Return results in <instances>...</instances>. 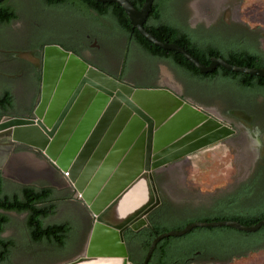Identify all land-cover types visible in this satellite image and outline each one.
Listing matches in <instances>:
<instances>
[{
  "label": "water",
  "instance_id": "water-1",
  "mask_svg": "<svg viewBox=\"0 0 264 264\" xmlns=\"http://www.w3.org/2000/svg\"><path fill=\"white\" fill-rule=\"evenodd\" d=\"M94 1L117 4L132 29L145 40L162 50L180 54L200 73H210L219 66L229 72L264 79L263 69L234 66L221 58H213L205 66L183 47L159 41L144 28L154 0H144L140 9L130 0ZM165 101L169 107L159 110L158 106ZM186 111L195 118L191 124L186 123L189 116ZM235 115L249 120L243 112ZM206 123L223 133L185 150L173 147ZM231 133L229 127L168 90L132 88L58 45L43 48L40 96L32 118L7 117L0 121L2 144H21L37 150L47 162L67 174L93 219L83 252L64 264L94 259H122V264H131L127 263L123 232L144 227L147 224L144 218L158 203L151 171ZM192 142L190 139L187 144ZM262 148L264 155V137ZM162 157V162H155ZM84 174L88 177L81 185L79 180ZM140 178L144 180L145 202L125 213L120 202L122 196ZM262 226L264 219L251 226L235 221L191 222L181 230L157 235L150 242L142 264L149 263L160 241L182 237L196 228L227 227L254 233Z\"/></svg>",
  "mask_w": 264,
  "mask_h": 264
},
{
  "label": "flooded vegetation",
  "instance_id": "flooded-vegetation-1",
  "mask_svg": "<svg viewBox=\"0 0 264 264\" xmlns=\"http://www.w3.org/2000/svg\"><path fill=\"white\" fill-rule=\"evenodd\" d=\"M4 3L17 13L18 20L8 28L0 26V39L8 42L7 46H0V96L7 91L12 95V107L9 108L7 115L3 116L1 120L7 117H20L19 114L15 113L18 109L30 112L29 115L21 118H32L33 111L38 104L40 96V85L35 87L34 83L39 75L41 77V61L43 48L45 46L58 45L66 51L74 53L89 65H91V63H88L87 57H85L87 54L89 56H98L103 61L100 63H104V60H111V62H114L108 53V48L112 46L110 44L114 43L113 36L109 34V30L106 31L103 26L100 7L93 5L88 2V0H4L0 4ZM174 3V0L167 1L166 5L162 7L160 20H155L156 23H151V25L167 23L178 32L187 30V35L192 39L193 45L196 46L198 50H203L202 55L208 57L209 63L213 58H221L226 61V59H230L234 53H256L261 55V58L264 59V50L261 48V41L264 38V33L261 32L263 29L261 26L254 30L251 29L249 25L242 23L240 19L230 22L227 19V14L220 21L215 19L210 22L190 21L184 23L182 21L183 12L179 16V12L177 13L173 9L172 5ZM45 16H48L49 21L54 24L52 25L53 29L40 27L43 23L42 17ZM15 24H19L20 28H22L20 34L14 35L15 31L12 30V26ZM40 28L43 30L41 31ZM104 30L106 32H104ZM24 31L27 34L25 36L23 35ZM45 33H48L51 38H45ZM104 35L106 36L104 37ZM40 42L43 44H40ZM125 46L131 49V53L132 51L133 53L137 52L136 50L139 52L142 51L140 46L133 41L127 44L126 39H124L120 50ZM116 55L119 58L117 53ZM133 55L134 54H131V58L122 78H120L119 75L121 74V68L124 63L120 59H118L119 62H114L119 68L118 76L107 71L104 64H98L94 67L114 80L132 88L165 89L183 100V102H188L184 96H179L177 93L171 91L168 87L163 85L161 81L153 83L155 79L159 78L157 74V64L165 63L164 61L147 51V53H144L146 57L145 62L138 64L136 57ZM165 64L168 65L167 63ZM171 67L176 70V72H181V74L186 77L184 78L185 82L183 81V88L187 93L203 97H212V95H215L212 94V91H209L210 87H205L206 85L204 82L200 84L196 79L191 80L184 72L179 71V69L173 66ZM135 69L142 74L141 77L143 82L132 84L124 81V77H126L127 74L129 75L135 72ZM216 95L221 97L224 102L226 115L229 120L228 124L233 128V137L235 136L242 142L247 138L249 141L253 139L256 141L259 140L260 147L258 148L256 146V149L252 148L258 152L257 165L251 170L248 179L240 183L230 196L212 199L204 203L198 202L193 205L195 206L193 209H188V204L185 205L183 202L179 204L178 208V205L173 204L172 200L168 197V190L166 189L170 182L168 174H172L171 171L173 170H179L180 161H187L186 159L189 158V155L154 169L151 171V176L158 203L146 215V227H149L150 223L165 224L167 222L169 223L165 225L176 226L187 220L196 222L203 219L232 218L240 221L247 220L257 213H264V197L259 198L260 195L264 193V155L262 148L264 130L262 134H258V132L257 134L255 133V130L257 131L255 126H257L256 124H258L259 120L263 121L260 123L264 125V98L261 95L243 97L231 91L222 95ZM188 103L193 105V103ZM235 112H243L249 117V120L235 115ZM16 145L21 147L24 146L21 144ZM27 149L30 148L27 147ZM32 151L34 150L32 149ZM248 184H251L252 194L257 195V199H250L246 196L234 199L230 198L233 195H237L240 190L243 189V186ZM56 216L57 214L46 219L45 223L50 225L56 222L53 221ZM17 217L21 219L18 227L19 230L15 231L10 229L12 228L10 226L0 235L3 239H13L15 243L11 249V257L8 260L9 264H24L23 262L15 260V254L21 242L26 244L28 250L31 249V251L41 256H50L49 258L51 260L42 264H47L50 261L58 259L59 260L54 264H64L72 261L75 258L73 256L83 252L85 243H81V241L84 238V232L82 233V237L75 236L76 221L74 225L71 224L72 232L71 235L68 236L64 248L57 249L48 246L44 242L38 245L34 244L31 239V231L27 226L29 217L25 214L17 215ZM75 218L77 219V217ZM129 229L123 232L126 248L125 233ZM8 230H12L11 234L13 235L6 236ZM80 230L82 232L83 228ZM259 238L260 239L254 241V243L251 242L245 247L237 243H219L207 247L205 251L197 250L194 256L187 259L185 263L232 264L239 256H244L255 250H258V252L264 250V232L260 233ZM179 248V245H171L164 251L167 255L164 258L165 264H179ZM132 249V252L136 254V247L134 248L133 246ZM149 261H151L150 264H159V257L155 255L153 259L151 258Z\"/></svg>",
  "mask_w": 264,
  "mask_h": 264
},
{
  "label": "rangeland",
  "instance_id": "rangeland-1",
  "mask_svg": "<svg viewBox=\"0 0 264 264\" xmlns=\"http://www.w3.org/2000/svg\"><path fill=\"white\" fill-rule=\"evenodd\" d=\"M174 2L172 5L173 9L175 12H179V16L183 12L182 21L184 23L190 21L210 22L215 19L220 21L227 14L228 21L233 22L240 19L242 23L249 25L251 29L256 30L261 26L263 28L261 32L264 33V0H174ZM42 19L41 28H52L54 24L49 21L48 16L42 17ZM103 26L107 31L106 27H109V23L103 21ZM12 27V30L15 31L14 35L21 33L22 28H20L19 24H15ZM41 28L40 30L42 31L43 29ZM105 30L104 32H106ZM23 35H27L25 31ZM44 36L48 39L51 38L48 33H45ZM113 39L114 43L110 44L112 46L108 48V53L114 62H119L116 53L120 54L119 51L125 38L117 36L116 38L113 37ZM7 44L8 42L0 39V46H7ZM261 48L264 50V38L261 41ZM136 51L138 52L136 55L137 63H144L146 59L145 55L138 50ZM85 57H87V62L91 63V65L104 64L107 71L116 76L119 75L117 64L111 62V60H104V63H100L103 61L96 55L89 56L87 54ZM157 74L159 78L155 79L153 83L161 81L171 91L177 93L179 96H184L188 102L193 103L192 106L200 111H205L209 116L217 119L221 124L233 131L232 126L228 124V116L226 115L224 102L221 97L216 94L212 95V97H203L187 93L183 88L184 78L186 77L165 63L157 64ZM127 75L124 77V81L126 82L132 84L143 82L142 74L137 72L136 69L135 72ZM217 84L213 83L208 87H215ZM205 87L207 88V86ZM15 113L19 114L20 117H24L29 115L30 112L18 109ZM260 122L263 121L259 120L258 124H256L257 126H255L257 128V131L255 130L256 134L257 132L258 134H262L264 130V125ZM3 140L4 138L0 139V171L7 182L6 186L11 184L32 185L35 187L49 186L54 188L61 197L68 194L70 196L69 200L72 201H69L71 204L68 203L67 206H65L66 204L60 205L58 214L53 221L64 222L67 220L72 225L76 221L75 236L82 237V233L84 232V238L81 243L86 244L93 219L85 205L82 204L81 198L78 197L67 176L47 162L45 158L36 155L32 149L22 148L10 143L3 145ZM240 141L235 136L233 137V133H231L224 139L188 154L189 158L186 159L187 161H180L179 170H173L171 171L172 174H168L170 182L166 189L168 190V197L172 200L173 204L178 205L177 207L179 208V204L183 202L185 205L188 204V209H193L195 208L193 205L198 202L204 203L212 199L230 196L240 183L245 182L253 167L257 165L258 152L254 149H256V146L259 148L260 144L259 140L256 141L255 139L249 141L247 138L243 142ZM255 197L257 196L250 197V199H255ZM9 216L12 220V228L10 229L19 230L18 227L21 219L15 214H10ZM86 219L88 227L85 228ZM144 220L146 219L144 218ZM82 228L81 232L80 229ZM11 233L12 230H8L6 236L13 235ZM178 243L179 239L174 240L172 245ZM132 254L133 258H135L136 255L133 252ZM80 255L78 254L73 257L77 258ZM49 257L47 255L41 256L31 251V249L28 250L24 242L20 243L15 254V260L24 264H42L51 260ZM58 260L50 261L47 264H54ZM127 263H130L128 259ZM232 264H264V250L259 252L255 250L244 256H239Z\"/></svg>",
  "mask_w": 264,
  "mask_h": 264
},
{
  "label": "trees",
  "instance_id": "trees-1",
  "mask_svg": "<svg viewBox=\"0 0 264 264\" xmlns=\"http://www.w3.org/2000/svg\"><path fill=\"white\" fill-rule=\"evenodd\" d=\"M136 9H140L144 0H130ZM169 0H154L151 12L149 13L144 28L151 35L157 38L161 42H169L177 44L183 47L200 63L207 66L209 59L207 56L202 55L201 49H197L193 45L192 39L187 35V30L177 31L174 27L167 23H159L160 25H151L156 23L155 20H160L162 7L166 5ZM93 5H97L101 9V18L103 21L109 23V33L113 37L122 36L126 39L127 44L130 41L134 42L141 48V53L151 52L160 58V60L167 63L169 66H173L179 71L185 73L191 80H198L200 84H204L208 87L213 83H218L215 87H210L209 91L212 94H224L231 91L239 96L251 97L261 95L264 98V79L248 76L240 73H233L217 67L211 73H200L193 65L185 60L180 54L174 51L162 50L155 47L147 40H145L136 29H132L128 17L124 11L115 3L105 4L98 3L93 0H88ZM18 20L17 13L10 7L4 4H0V26L9 27L11 24ZM40 44H43L40 42ZM201 51V52H200ZM138 52L131 53V49L128 46L122 47L119 54V59L124 63L121 68L120 78L124 76L126 66L129 63L131 54L136 57ZM228 64L247 67L258 68L264 70V59L261 55L256 53H234L230 59H226ZM41 77L36 79L34 83L35 87L40 85ZM239 82V83H238ZM238 83V84H237ZM229 87V88H227ZM233 90V91H232ZM208 91V92H209ZM243 91V92H241ZM224 92V93H223ZM236 95V96H237ZM12 107V95L10 92H5L0 96V120L3 116L7 115L9 108ZM34 107V106H33ZM26 148L27 146H22ZM36 155L44 158L43 155L37 150H34ZM7 182L3 178L0 171V235L6 228L10 227L12 220L10 214L15 215H27V226L31 231V239L34 244H42L43 242L48 246H52L57 249H62L66 245L68 236L71 235L72 225L69 221L54 222L50 225L45 223V220L53 215L58 214L60 205H65L70 202L69 195L59 196L54 188L49 186L35 187L32 185H16L11 184L6 186ZM241 196L254 197L252 194L251 184L244 185L243 189L237 195L230 197L231 199ZM257 196V195H256ZM264 197L260 195L259 198ZM256 199L258 198L255 197ZM71 204V203H70ZM264 219V213H257L253 217L247 220H237L232 218L226 219H203L198 220L201 222H214V221H235L244 226H251L258 221ZM192 221L187 220L176 226H168L164 223H150L149 227L144 226L138 231L129 229L125 233V240L127 244L128 261L131 264H142L143 257L149 247L150 242L162 233L181 230ZM194 222V221H193ZM264 232V226H262L257 232L246 233L234 230L227 227L219 228H196L179 238H167L160 241L152 255V259L155 255L159 257V264H165V256L167 248L173 244L174 240L179 239V264H186L185 261L194 256L195 251H205L207 247L214 246L216 244L237 243L242 247L257 241L260 233ZM15 245L13 239H3L0 236V264H9L8 260L11 257V249ZM136 247V257L133 258L132 248ZM254 252V251H253ZM150 258V259H151ZM149 261L148 264H150Z\"/></svg>",
  "mask_w": 264,
  "mask_h": 264
},
{
  "label": "bare ground",
  "instance_id": "bare-ground-1",
  "mask_svg": "<svg viewBox=\"0 0 264 264\" xmlns=\"http://www.w3.org/2000/svg\"><path fill=\"white\" fill-rule=\"evenodd\" d=\"M168 104L165 102L160 103V105L158 106L159 110L160 109H167ZM169 107V106H168ZM154 112H157V109L154 108L153 109ZM153 112V113H154ZM187 115L191 116V117H187L186 119V123L187 124H191L194 122L195 118L192 117V115L190 113H188L187 111L184 112ZM215 128L213 127L212 124L210 123H206L201 125V127L199 129H197L196 131H194L193 133L189 134L188 136L178 140V142L174 143L173 147L174 148H184L183 150L187 149L190 145H195L198 144L200 142H204L216 135L222 134L223 131L221 130H214ZM212 130V133H210ZM194 138V140H193ZM192 139V143L187 144V141ZM172 147V148H173ZM177 149V150H178ZM166 159V158H165ZM164 160V157L162 158H157L155 160L156 163L158 162H162ZM88 175L84 174L80 181V184L83 185L86 182ZM144 187V180L143 178L139 179L130 189H128V191L122 196L123 198L121 199V205H123V210L125 211V213H127L129 210L137 208L138 206H140L141 204H143L145 202V194L144 192H142V188ZM78 197H80V195H78ZM120 205V206H121ZM76 264H122V259H94V260H84L81 262H77Z\"/></svg>",
  "mask_w": 264,
  "mask_h": 264
},
{
  "label": "crops",
  "instance_id": "crops-1",
  "mask_svg": "<svg viewBox=\"0 0 264 264\" xmlns=\"http://www.w3.org/2000/svg\"><path fill=\"white\" fill-rule=\"evenodd\" d=\"M85 218H86V217H85ZM87 223H88V222H87V219H86V225H85L86 227H88V226H87ZM86 227H85V228H86Z\"/></svg>",
  "mask_w": 264,
  "mask_h": 264
},
{
  "label": "built area",
  "instance_id": "built-area-1",
  "mask_svg": "<svg viewBox=\"0 0 264 264\" xmlns=\"http://www.w3.org/2000/svg\"><path fill=\"white\" fill-rule=\"evenodd\" d=\"M65 176H67V174H64Z\"/></svg>",
  "mask_w": 264,
  "mask_h": 264
}]
</instances>
